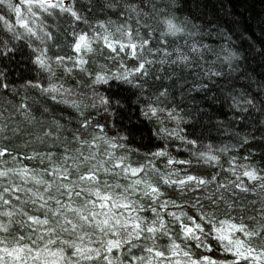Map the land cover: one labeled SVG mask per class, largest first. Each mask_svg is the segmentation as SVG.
<instances>
[{
  "label": "trees",
  "instance_id": "obj_1",
  "mask_svg": "<svg viewBox=\"0 0 264 264\" xmlns=\"http://www.w3.org/2000/svg\"><path fill=\"white\" fill-rule=\"evenodd\" d=\"M53 2L38 32L0 3V264H264V0Z\"/></svg>",
  "mask_w": 264,
  "mask_h": 264
},
{
  "label": "snow or ice",
  "instance_id": "obj_2",
  "mask_svg": "<svg viewBox=\"0 0 264 264\" xmlns=\"http://www.w3.org/2000/svg\"><path fill=\"white\" fill-rule=\"evenodd\" d=\"M4 2H5V0H0V3H4ZM27 2L29 4H31L33 2V0H27ZM38 2H39V6L43 8V7H45V4H46L47 0H38ZM7 6L10 9H14V11L16 12V15H17V18H18V22L19 23H22V24L25 23L22 19H20V8H19V6H13L11 3H9ZM29 11H31V8H29ZM0 19H2V17H0ZM169 28L170 29L174 28V26L170 22H169ZM29 31H31V29H29ZM147 43H148L147 40H143L142 41V44H147ZM82 44L84 45L85 48H88V50H91L90 45L86 43V38L83 35H81L79 37V41L75 45L77 51H79L81 49V45ZM129 44H130L131 48L135 49V47H136L135 44H132L131 41H129ZM41 63H43V61H41ZM139 68L142 69L143 68V65L141 64L139 66ZM137 70H139V69H137ZM117 78H119V77H117ZM168 162H169V164H171L172 163L171 159H169ZM132 171L133 172H136L137 169H132ZM243 174L245 176L249 177V178H255L254 177V173L251 172V171H245ZM80 179L83 180L84 179V176H81ZM186 179L189 180V181H191V180H194L196 178L193 177V176H188V177H186ZM37 182H39V181H37ZM200 182L202 183V181H200ZM137 183H140V181H137ZM63 187H68V185L65 184V185H63ZM148 187L151 189V191L153 193V196H155V194L157 193L158 189L152 187L151 185H148ZM96 194L99 196V193L98 192ZM100 198H101V200H106L108 197L107 196H101ZM56 204L57 205H60V201L57 200L56 201ZM101 207H104V205L101 204ZM72 210L75 211L78 214V216H79V218L81 220H88L89 219V217L87 215H85V209H84L83 206L81 208H75V209H72ZM155 211L156 210L153 209V212H155ZM57 213H59V209H57L56 210V213H54V214H57ZM59 214L63 215L62 213H59ZM8 215H11V213H9ZM95 215H96V213L95 212H92V216L95 217ZM170 215H174V214H170ZM28 218L30 220H32L33 222H38V223H42V224H48L49 223L48 220L38 221L37 218L34 217V216H29ZM65 221H66V223H68V224L71 225V227H72L73 230L76 229L77 224L73 223L71 220H68L66 216H65ZM117 223H119V221H117ZM159 223H160V226L161 227L164 226L162 220H160ZM222 223H224V222H222ZM107 224H108V219L105 218L103 221L98 222L97 223V226L99 227L101 225H107ZM153 224H155V221L153 222ZM140 227H141L140 224H136L135 225V228L136 229H140ZM196 227L199 228L200 226L197 225ZM230 227L231 228H236L237 225L232 224ZM240 228L242 229L243 226L241 225ZM64 230L66 231L67 229H64ZM155 230L156 229L153 226H148V228H147V231L149 233L155 232ZM48 231L49 232H53V229L49 228ZM187 231L188 232H191L192 230L191 229H187ZM216 231H218L220 233L219 239H221V240H227V239H229V237L225 234L223 228L216 229ZM246 234L251 235V234H254V233H246ZM129 235H132V233H129ZM48 243L51 244V243H53V241L51 239H49ZM63 243L64 244H69V245H71L72 247H74L76 249V251L73 253V255H76V254L81 253L83 251V249H81L78 245L74 244L72 241L65 240V241H63ZM229 243L232 244L233 241L229 240ZM234 243H235V247H236V256L237 257L243 256L244 255V252L241 250V248H242L241 241L236 240ZM118 245H119V241H115V240H108L107 241L108 251H111V248L112 247H115V246H118ZM173 247H176V245H173ZM229 250H231V249H229ZM47 251H48V249L45 248V252H47ZM60 251L62 253L63 250L61 249ZM92 251H95V254L97 256H99V254H100L99 250H92ZM248 251H249V254H250L251 253V249H249ZM11 254L12 253H9V255H11ZM157 255L158 256L159 255H162V253L161 252H157ZM185 255H187V253H185ZM37 256L39 257L40 256V253H37ZM86 258H91V257L89 256V257H86ZM205 259H208V258L205 257ZM45 264H48V261L47 260H45ZM68 264H72V262L69 261ZM109 264H111V261H109ZM190 264H196V262L195 261H191Z\"/></svg>",
  "mask_w": 264,
  "mask_h": 264
},
{
  "label": "bare ground",
  "instance_id": "obj_3",
  "mask_svg": "<svg viewBox=\"0 0 264 264\" xmlns=\"http://www.w3.org/2000/svg\"><path fill=\"white\" fill-rule=\"evenodd\" d=\"M50 2H51V0H47L46 3H48V4H45V7H43V8L39 6V2H36L34 4V9H33L32 13L31 12H28V11H25V10H22L20 12V15H21L20 18L25 22L24 24L25 25H28L29 22H30V29H31V31L33 30V31L38 32L40 30H43V27L39 24L40 19H42V13H46V14H50V15L58 14V13H63V11L61 9L62 8H66V7L54 8V6H55L54 4L55 3L53 2V0H52L53 3H50ZM26 6L29 7V8L30 7H33V5H31V6L26 5ZM39 11H41V12L39 13ZM17 24L18 25H21L18 22H17ZM12 29L13 28H11V31H12ZM77 53H79V54H85V47H84V45H81V49L79 51H77ZM80 57H81V55L76 56V58L66 60V63L64 65V67H67L68 69L78 68L79 67V64L81 65V63H79V61H82L83 60V59H80ZM37 60H40L39 61V64L42 65V66H44V65L47 66V65H50L51 64L50 61L46 60L45 54H42V55L37 54ZM129 60L130 59H128L126 62H124V69H129V63H130V62H128ZM41 61H43V63H41ZM73 61H75V62H73ZM126 66H127V68H126ZM52 88H53L52 90H55V89H63L61 83L54 84L52 86ZM46 96H48L53 102L62 104V101H61V96L62 95L61 96H58V95H54L52 92L46 91ZM231 161H234V160H231ZM245 171H251V172H253L255 174L254 169L250 168L249 165L247 166V168H245ZM98 188H100V190H103V191L109 190V188H102V187H98ZM98 198L99 197H97V199ZM141 229H143V228L142 227H140V229H136L135 228L134 230L139 231ZM146 235H147V233H142V234L139 235L142 238H140V239L138 237L135 238V241H133L134 243L132 244V247L134 248V251H136V252L137 251H142L143 247L144 246L146 247V243L147 242H146V240H144V238L146 237ZM196 235L199 236V234H196ZM108 240H115V241H117L118 240V236H114L113 235V236L107 237L106 243H107ZM21 245H23V247ZM21 245H18L19 249H17L18 252H20V253L21 252H24L23 249L26 250V247L29 248L30 250H34V247H31V245H29V244H25V245L24 244H21ZM105 247L108 248L107 245ZM148 247H149V244H148ZM93 250H98V248H95ZM99 252H100V254H99V256H97L95 254V251H92V253L90 254V256L92 257V259H94L96 261H106L108 258H110V257H107L105 251L99 250ZM132 255L134 256V254H132ZM11 256H12V254H11ZM39 258H42V256L41 257L39 256ZM125 258L127 259V257H125ZM125 258H123V259L125 260ZM70 261L72 262V264H79V263H81L79 260H78V262L76 261L77 263H75L74 260H70ZM54 264H59V262L56 261Z\"/></svg>",
  "mask_w": 264,
  "mask_h": 264
},
{
  "label": "rangeland",
  "instance_id": "obj_4",
  "mask_svg": "<svg viewBox=\"0 0 264 264\" xmlns=\"http://www.w3.org/2000/svg\"><path fill=\"white\" fill-rule=\"evenodd\" d=\"M36 1H38V0H33V2L31 3V4H29L28 2H27V4H24V5H29V6H31V5H33L34 6V4L36 3ZM50 3H53L52 1L50 2ZM49 3V4H50ZM46 4H48V3H46ZM29 8V7H28ZM31 9L33 8V7H30ZM32 13V12H31Z\"/></svg>",
  "mask_w": 264,
  "mask_h": 264
},
{
  "label": "clouds",
  "instance_id": "obj_5",
  "mask_svg": "<svg viewBox=\"0 0 264 264\" xmlns=\"http://www.w3.org/2000/svg\"><path fill=\"white\" fill-rule=\"evenodd\" d=\"M209 234H211V230H209Z\"/></svg>",
  "mask_w": 264,
  "mask_h": 264
}]
</instances>
